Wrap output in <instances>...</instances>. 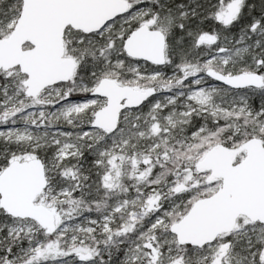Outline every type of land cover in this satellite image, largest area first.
Returning <instances> with one entry per match:
<instances>
[{
    "label": "snow or ice",
    "instance_id": "1",
    "mask_svg": "<svg viewBox=\"0 0 264 264\" xmlns=\"http://www.w3.org/2000/svg\"><path fill=\"white\" fill-rule=\"evenodd\" d=\"M0 264H264V0H0Z\"/></svg>",
    "mask_w": 264,
    "mask_h": 264
}]
</instances>
